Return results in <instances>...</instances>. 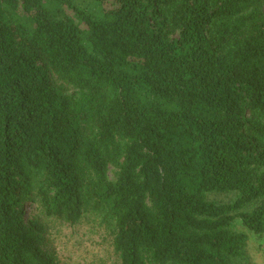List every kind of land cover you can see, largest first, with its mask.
I'll return each mask as SVG.
<instances>
[{
	"label": "trees",
	"instance_id": "16d2710c",
	"mask_svg": "<svg viewBox=\"0 0 264 264\" xmlns=\"http://www.w3.org/2000/svg\"><path fill=\"white\" fill-rule=\"evenodd\" d=\"M85 220L109 264H246L264 0H0V264H59L48 228Z\"/></svg>",
	"mask_w": 264,
	"mask_h": 264
},
{
	"label": "rangeland",
	"instance_id": "374dc122",
	"mask_svg": "<svg viewBox=\"0 0 264 264\" xmlns=\"http://www.w3.org/2000/svg\"><path fill=\"white\" fill-rule=\"evenodd\" d=\"M110 176L114 177L111 167ZM212 197L232 201L235 193L217 192ZM46 248L59 264H109L117 259L112 239L95 222L85 220L76 226L52 223L46 234ZM246 264H264V236H253L245 250Z\"/></svg>",
	"mask_w": 264,
	"mask_h": 264
}]
</instances>
